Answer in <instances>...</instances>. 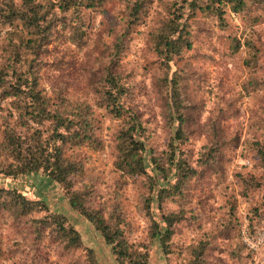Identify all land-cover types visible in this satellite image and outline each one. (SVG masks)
I'll use <instances>...</instances> for the list:
<instances>
[{
    "label": "trees",
    "instance_id": "trees-1",
    "mask_svg": "<svg viewBox=\"0 0 264 264\" xmlns=\"http://www.w3.org/2000/svg\"><path fill=\"white\" fill-rule=\"evenodd\" d=\"M105 1L0 0V45H3L0 100H6L8 106L0 105V155L6 158L3 173L13 178L22 177L31 195L15 187L6 188L5 192H0V197H3L0 209L14 215L15 220L24 219L28 223L34 233L31 245H38L41 235L47 233L63 253L70 254L72 262L149 264L152 249L156 246L165 264H170L174 252L184 259L186 253L187 264H211L206 255L222 258V252H208L207 240H199L197 244H178L174 233L183 219L182 208L172 203L174 206H167L164 202H177L189 189L192 180H198L206 173H217L221 150L226 143L236 140L226 137L217 122L207 121L205 106L199 101L193 102L183 92L180 69L174 61L184 57L194 46L189 24L197 12L215 17L216 26L224 29L227 11L248 13L255 5H264V0H178L167 6V16L159 22L152 35L160 70L156 78L158 97L153 104L157 106L168 133L160 151L146 146L145 141L151 135L148 121L128 104V87L121 81L119 73L113 70L115 59L122 52L127 29L141 19L152 0H132L126 4L127 23L107 45L109 60L89 68L93 76L89 82L92 103L85 99L51 96L39 86L30 63L25 70L20 68L18 53L24 47L35 50L46 43L49 29L57 24L53 19V7L67 17L68 29L76 40L77 36L87 35L88 21H84L83 10L102 5ZM229 40L233 52L241 46L246 51L245 66L254 74L247 84H264V64L257 65L261 55L251 38L248 36L239 42L231 36ZM93 106L117 120L109 136L113 169L124 179L144 180L145 192L139 195L136 207L145 223L139 235L131 234L128 210L122 197L115 195L106 204L94 205L91 198L94 184L92 181L83 182L84 156L78 151L81 148L96 150L102 145L99 119ZM262 113L259 137L246 145L254 152L260 167L264 168V111ZM203 117L198 127L205 138L202 137L199 149L193 152L185 147L192 136L187 129L193 121ZM30 123L37 128H32ZM193 154L195 164L188 158ZM236 176L241 185V195H246L251 186L264 190V176L260 182L253 176L237 173ZM55 188L61 189V199L65 200L72 221L66 213L48 208L45 195ZM251 210L252 215L257 214L256 208ZM230 213L234 214L232 210ZM28 249L35 252L30 247ZM230 253L232 259L240 258L242 254L239 251L227 252L228 255ZM103 254L106 255L105 260Z\"/></svg>",
    "mask_w": 264,
    "mask_h": 264
},
{
    "label": "rangeland",
    "instance_id": "rangeland-1",
    "mask_svg": "<svg viewBox=\"0 0 264 264\" xmlns=\"http://www.w3.org/2000/svg\"><path fill=\"white\" fill-rule=\"evenodd\" d=\"M177 1L152 0L141 19L127 29L122 52L118 53L114 62L113 70L119 73L121 81L128 87V104L148 121L151 135L145 143L155 151L163 148L168 133L157 106L153 104L158 97L156 78L160 70L152 35L159 22L167 16V6ZM131 2L106 0L102 5L83 10L84 21H88L87 35L77 36L76 40L68 29L67 17L53 7V19L57 24L49 29L46 43L35 50L24 47L18 53L20 68L25 70L30 63L39 86L51 96L85 99L92 103L89 82L93 76L89 68L98 67L109 60L107 45L118 32L124 30L128 19L126 4ZM199 13L189 24L194 46L174 64L180 69L183 92L193 102H201L205 106L204 117L207 121L217 122L224 135L233 137L236 142L226 143L221 150L217 173H206L202 178L192 180L181 199L164 203L167 206L178 204L182 208L183 219L174 233V240L178 244H197L199 240H207L208 252H222V258L207 254L209 263L264 264V190L251 186L246 195H241V185L236 176V173L253 176L259 182L264 176V168L260 167L254 152L246 145L254 138L258 139L260 134L264 84H247L254 74L245 66L246 51L241 46L233 52L229 40L234 36L242 42L249 36L260 51L257 65L264 64V5L257 4L244 14L227 11L224 14V29L216 26L215 17ZM0 105L8 108L6 100H0ZM93 108L99 119L102 145L96 150L81 148L78 151L84 156L83 182L92 181L94 184L91 196L94 205L106 204L115 195L122 197L128 210L131 234L139 235L145 223L136 207L139 195L145 192L144 180L124 179L113 169V149L109 136L117 120L107 116L100 108ZM204 117L193 121L187 129L192 136L185 147L193 152L199 149L202 137L205 138L198 127ZM31 125L37 128V125ZM1 128L2 117L0 131ZM188 158L195 164L194 154ZM5 160V156L0 155V188L3 189L0 192L15 187L31 196L22 177L13 178L3 173L6 170ZM76 186L79 184L76 183ZM61 196V189L55 188L44 199L50 210L66 213L72 221ZM252 208H256V215L251 214ZM33 235L24 219L15 220L14 215L0 209V264H82L80 261L72 262L70 254L63 253L59 244L52 241L47 233L41 235L38 245H31ZM29 247L35 252H30ZM230 251L242 254L234 260L230 256L232 253L227 254ZM102 256L105 260L106 255ZM101 259L100 262H103ZM149 264H165L156 246L152 249ZM170 264H187L186 253L184 259L174 252Z\"/></svg>",
    "mask_w": 264,
    "mask_h": 264
}]
</instances>
